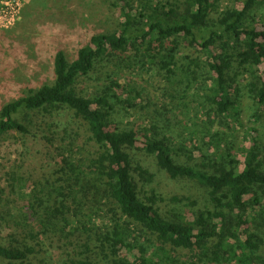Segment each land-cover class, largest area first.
Here are the masks:
<instances>
[{
  "label": "trees",
  "instance_id": "1",
  "mask_svg": "<svg viewBox=\"0 0 264 264\" xmlns=\"http://www.w3.org/2000/svg\"><path fill=\"white\" fill-rule=\"evenodd\" d=\"M101 1L111 13L109 23L89 34L73 61L57 52L41 87L29 89L0 110V145L16 133L29 135L35 114L50 116L63 108L74 114L96 149L85 162L78 157L77 140L46 137L57 145V177L49 187L26 192L21 207L25 224L20 234L16 230L8 241L0 239V259L36 264L44 250L43 235L56 227L55 221L78 218L76 211L88 204L102 211L105 204L111 227L98 228L95 235L106 264H232V255L236 264L264 263V163L255 145L243 150V168L233 150L217 146L223 140L220 126H228L224 119L244 90L264 106V0H241V9L224 10L221 0ZM115 55L135 68H157L169 84L178 77H183L179 84L185 79L189 85L198 84L207 67L206 84L198 85L197 92L214 119L204 131L194 124L190 134L202 135L210 152L195 148L199 160L183 156L167 132L169 124L163 133L156 125L143 130L117 125L116 105L134 108L141 96L132 82L122 85L119 78L110 77L96 95L79 90L80 80ZM189 92L190 87H184L179 101ZM167 109L160 116H166ZM138 152L155 158L156 172L141 165ZM161 175L195 184L202 196L168 197L158 189ZM48 193L56 195L52 206L45 200ZM166 207H176L172 217L164 214ZM249 221L253 231L246 232L243 242L240 227ZM229 252L231 256L224 257Z\"/></svg>",
  "mask_w": 264,
  "mask_h": 264
},
{
  "label": "rangeland",
  "instance_id": "2",
  "mask_svg": "<svg viewBox=\"0 0 264 264\" xmlns=\"http://www.w3.org/2000/svg\"><path fill=\"white\" fill-rule=\"evenodd\" d=\"M6 1L8 0H0V10ZM20 4L22 9L14 21L0 20V110L4 105L26 94L29 89L41 87L50 77L57 52L63 51L68 60L73 61L89 34L99 32L109 23L111 17V13L101 0H20ZM220 7L222 10L227 7L241 9V0H221ZM263 71L264 67L261 68V72ZM208 72L207 67H204L200 83L195 85H189L187 79L183 84H179L183 77H178L174 80L176 83L169 84L159 76L157 68L149 71L135 68L130 61L128 63L115 55L99 64L89 77L80 80L78 88L82 93L92 96L100 93L102 88L109 84L110 77L119 78L122 85L132 82L130 84L141 93V96L135 103L133 102L134 108L116 105V114L113 116L116 124L135 130L156 125L162 133L169 124L171 130L167 132L177 141L174 144L176 150L182 155H194L199 160L201 153L195 151V148L209 150L206 147L208 141H204L202 135L198 138L194 135L192 137L190 129L193 131L194 124H197V128L199 126V130L204 131L205 124L214 119L210 116V110L204 107L206 103L202 93L199 95L197 92L198 85L206 84ZM187 86L190 87L188 96L179 101L184 87ZM235 100L237 102L230 112L231 116L227 120L224 119L228 126L222 127L220 121H217L223 137L217 146L220 151L225 148L233 150L231 152L241 162L243 168L245 163L243 150L255 145L259 160L264 163V106L256 104L247 90ZM166 109L167 115L160 116ZM30 131V134L25 136L16 133L0 145L2 241H8L9 235L16 230L20 234V229L25 224L21 207L25 203L26 192L40 191L42 186L49 187L57 177L55 173L60 168L57 145L52 146L46 141V137L52 136L60 140L62 135H65L68 141L77 140L75 148L79 159L83 161L90 158L96 150L80 129L74 114L63 108L50 116L35 114ZM223 134L227 136L224 137ZM183 147L185 149L181 152ZM211 150L214 152L212 147ZM260 152H263L261 157ZM137 155L144 168L156 172L154 157L140 152ZM157 182L158 189L168 197L202 196L200 194L202 190L187 181H171L161 175L158 176ZM50 195L46 194L45 200L52 206L56 195ZM246 199L253 201V196ZM261 200L262 208L254 204L256 208L254 209L259 212L264 210V198ZM75 205L70 204L73 210L76 208ZM176 207L164 208V214L172 217V209ZM107 209L104 204L102 211H97V208L88 204L76 211L80 214L78 218L70 215L65 222L55 221L57 228L52 226L49 232L43 235L44 250L35 263L106 264L107 260L96 246L95 234L98 228L105 231L111 227ZM186 216L191 220L189 213ZM251 227H253L251 221L240 227L239 234L243 242L246 240V232L253 231ZM236 254L239 255L240 251L236 250ZM228 255L230 257L231 253L224 254V257ZM236 258L232 255V264H236ZM0 264L9 263L0 259Z\"/></svg>",
  "mask_w": 264,
  "mask_h": 264
},
{
  "label": "built area",
  "instance_id": "3",
  "mask_svg": "<svg viewBox=\"0 0 264 264\" xmlns=\"http://www.w3.org/2000/svg\"><path fill=\"white\" fill-rule=\"evenodd\" d=\"M4 7L0 10V20H12L14 21L15 17L19 15L22 6L20 4V0H8L4 2ZM3 20V21H4Z\"/></svg>",
  "mask_w": 264,
  "mask_h": 264
}]
</instances>
